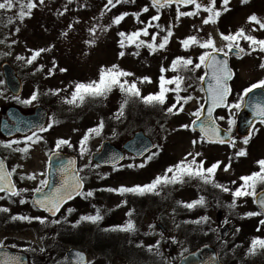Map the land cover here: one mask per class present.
Listing matches in <instances>:
<instances>
[{"label":"rangeland","instance_id":"rangeland-1","mask_svg":"<svg viewBox=\"0 0 264 264\" xmlns=\"http://www.w3.org/2000/svg\"><path fill=\"white\" fill-rule=\"evenodd\" d=\"M26 2V0H25ZM36 7L31 10V15L25 16L21 21L17 18L19 5L16 4L8 15L13 17L9 28L0 20V64L8 62L20 77L23 83V91L19 96L28 99L34 91L39 92L38 99L29 105L18 103L4 86L0 71V117L8 106H14L23 114H29L34 107H43L48 116L45 127L55 121L53 126L37 134L42 137L38 143L27 141L26 137L13 140L5 139L0 135V152L13 154V161L17 164L19 189H28L19 197H11L0 200V208H8L7 213L0 212V242L14 250H21L29 258V264H72L64 255L67 248L73 246L87 255V264H170L177 262L183 255L202 244H211L215 247L222 264H264V249L257 246L254 252H250L253 238H264V225L258 221L261 216L246 217L249 211H257L251 197L237 200V207L230 209L228 205L233 197L230 193L213 187L211 183L204 184L197 178L185 177L184 183L168 184L158 187L156 193L145 195L125 194L123 196L104 191L107 188H119L120 186L132 187L150 183L157 175H163L165 170L182 160L187 153L200 152L205 167L216 161H221L220 168L215 173V182L223 184L235 190L241 181L239 177L257 171L256 162L264 159V128L254 132L248 145L242 143L243 138L236 133L235 126L232 134L236 139L235 149L229 146L207 145L198 142L193 146L192 141H199V137L181 125L190 123L196 111L202 105L203 96L199 87V77L202 74V66L195 72L180 70L179 72L166 71V78L174 75L184 76L185 83L182 87L187 90L181 95L194 97L184 105V111L178 115L166 113V108L174 103L175 94L169 92L167 104L148 105L140 98L122 93L118 87L113 88L105 97L86 96L81 103L77 100L74 104L66 103L71 99L74 86L77 82L87 83L99 79L100 69L119 65L120 69L134 75L122 78L129 82L135 81L141 95L156 93L159 91V77L161 67L170 68L171 62L176 57H191L194 63H198V57L204 49L192 45L185 50L180 41L189 35H197L207 39L210 33L221 46L218 32L228 34L235 33L243 27L258 39H264V30L252 32V23L247 18L255 13L264 19V0H253L247 4H241L240 0H231L230 11L219 18L216 25H203L202 18L207 13L201 12L199 16L181 17L175 20V7L164 8L160 11V20L151 21V17L157 15V11L141 0H129L127 3L118 4L121 13H129L119 24L113 25L111 21L116 16L115 10H104L106 0H44L43 4L35 0ZM147 6L149 10L142 12ZM110 7V6H109ZM220 7V0H217ZM194 8L181 9L192 11ZM27 11V9H25ZM103 11V15L101 12ZM4 12V10H3ZM140 13L139 21L131 15ZM62 13V15H61ZM159 24L165 31L159 28H149V33H159L157 43L166 35L170 25H173L174 35L164 50L151 53L147 47L137 49L135 45L121 48V37L118 32L131 33L147 26L148 22ZM224 22V25L223 23ZM4 24V25H3ZM71 25V27H69ZM195 26V27H193ZM258 27V26H256ZM19 28L17 32L16 29ZM202 31L197 32L196 29ZM95 29V33L89 31ZM62 33H67L63 35ZM140 39L151 40V36H141ZM93 41V43H85ZM14 42V43H13ZM241 46L247 49V42L241 40ZM33 64L26 63L31 55L29 49L49 48ZM123 51L125 55L119 56ZM138 52V55L134 53ZM18 56L25 59H17ZM53 60L56 62L53 68ZM264 60V53L252 52L251 55H242V58H232L231 66L236 74L231 85L233 93L230 103L237 99L238 94L252 83L264 79V69L259 67ZM43 70L38 71L40 66ZM52 68V75L48 69ZM66 69L61 72L59 69ZM149 77L151 83H140L138 78ZM191 87H188V85ZM174 87V86H169ZM59 89L58 94L51 90ZM127 100L123 109V115H119L121 104ZM179 107V106H178ZM215 116H225V120H218L227 128L228 111H219ZM103 121L104 127L99 136L92 134L87 142L86 154L80 155V140L90 128H95ZM142 130L154 143L151 153L141 159L125 156L123 162L116 164L113 170L110 167H96L91 161L90 154L94 152L101 141L109 140L117 148L130 138L133 132ZM35 139V138H34ZM58 139H67L72 147L64 145V150L70 151L78 157L79 167L83 168L81 176L84 177V191L91 190L94 195L87 199H80L85 207L77 209L71 214L64 207L54 219L47 218L41 224L38 220L13 221L11 216L23 215L29 217H45L32 208L28 202L32 190L40 186L43 176L44 151L51 149ZM11 141L12 148L3 145ZM30 146L27 153L13 151L14 148ZM246 148L245 157L236 158L235 151ZM158 153L151 161H147L145 167H137L145 163L147 156ZM232 157L231 167L224 171V165L229 163ZM191 159V157H189ZM13 163V162H12ZM14 164V163H13ZM88 164L89 167L84 168ZM134 165L129 168L128 165ZM36 174L35 180L26 177ZM171 175V174H169ZM24 176L25 179H21ZM18 178V176H17ZM232 181H236L235 184ZM260 188L258 187V190ZM203 196L205 204L193 209L183 207L182 203H188ZM23 198L27 201L20 204ZM126 201V203H124ZM78 202L77 200L75 203ZM77 204V203H76ZM119 205V207H118ZM95 206V207H93ZM76 207V205H75ZM100 209L103 219L93 223L91 221L76 222L83 215H95V209ZM74 213V216H73ZM131 213V215H127ZM207 216V222L195 221ZM59 220V223H52ZM131 220L135 231L125 232L111 230L116 226H123ZM227 221V222H225ZM226 223L229 226V234L226 239H219L220 227ZM76 225V226H73ZM151 226V227H150ZM259 228V231L257 229ZM175 242H174V240ZM149 251L150 245H156ZM198 241V242H197ZM43 249V251H41Z\"/></svg>","mask_w":264,"mask_h":264},{"label":"snow or ice","instance_id":"snow-or-ice-1","mask_svg":"<svg viewBox=\"0 0 264 264\" xmlns=\"http://www.w3.org/2000/svg\"><path fill=\"white\" fill-rule=\"evenodd\" d=\"M71 2V0H69ZM129 0H107V3L104 5V10L111 11V8H114L117 4L127 3ZM134 2V0H133ZM231 0H220V7H217V0H151V6L154 7L157 11V15L151 17V21L160 20V11L163 8H170L172 5H175V20L179 21L181 17H194L199 16L201 12L207 13L205 17L202 18L203 25H216L218 24L219 18L224 13L230 11L228 7ZM241 4H247L250 0H240ZM40 4L44 3V0H39ZM19 5V11L17 12V18L21 21L25 18V16L31 15V10L35 8L37 5L35 0H3L0 2V10L11 11L14 6ZM189 5L194 6L192 11H181L182 7H187ZM111 6V7H109ZM27 9V11H25ZM149 8L145 6L142 9V12H147ZM62 15V13H61ZM103 15V11L101 12ZM129 13H121L118 16L113 17L111 24L119 25ZM138 22L140 13H132ZM151 21L148 22L147 26L131 33H125L123 31L118 32V36L121 37L119 41L120 47H125V42L127 41L128 45H135L137 49L144 46L149 49L151 53H155L157 50H164L166 46L170 42V38L174 35L172 31L173 25H170L166 31V35H164L160 42L157 43V36L159 33H149V28L156 27L159 28L160 31H165V29L161 28L159 24L153 25ZM13 22V17H8V23ZM247 22L252 23L254 27L251 29L252 32L262 31L264 30V19L258 17L255 13L251 14L247 18ZM258 26V27H256ZM71 27V25H69ZM195 27V26H193ZM197 32L202 31L201 28L196 29ZM19 31V28L16 29ZM93 34L95 33V29H89ZM63 35H67V33H62ZM218 35L224 43L221 46H217L215 39L209 33L207 39L199 38L197 35H189L185 39L180 41L181 46L188 50L192 45H196L201 49H204L202 54L199 55L198 63H194L191 57H176L172 60L170 68L166 69L161 67V75L159 77V91L156 93H150L147 96H142L140 89L137 87V83L135 81L129 82L126 78L134 75L133 73L127 72L123 69L119 68V65H112L110 68H101L99 73L98 80H92L87 83L77 82L74 86V91L72 92L71 99H66V103L74 104L79 100L81 103L84 101L86 96L95 97H105L109 92L113 90V88L118 87L122 93H127L129 96L140 98L145 104L148 105H160L164 106L167 104L168 93H174L175 99L174 103L166 108V113L170 115H178L179 113L184 111V105L189 101L193 100L194 97L190 95H181V92H185L187 89L182 87L185 83V77L182 75H174L171 78H166L163 73L166 71L179 72L180 70L184 71H192L195 72L197 69H200L203 65L206 68L211 69L212 77L211 82L208 86V95L210 98V106L207 108V112L205 115L204 107L201 105L196 111L192 112L191 115L194 116V119L191 122V125L184 124L181 125V128L188 129L192 128L193 131L196 130L197 123L199 122V131L200 138L199 141L193 140L192 144L195 146L198 142H207L224 145L227 144L230 148L235 149L236 147V139L231 135L233 127L236 125L235 116L240 112V110L244 107H251L252 112L258 118V122L260 125H264V103L246 101L245 97H248L250 93H252L256 89L264 90V79L259 80L256 83L251 84L249 87L245 88L242 93L238 94L237 99L234 102H229L228 98L231 95L232 89L228 84V81L232 78L233 72L229 68L227 57L230 53L235 52L238 58H242L241 54L251 55L252 52L259 51L264 53V39H258L253 36L250 32H246L243 27L237 29L235 33L229 32L228 34H224L222 32H218ZM141 36L148 37L151 36L150 41H146L144 39H140ZM241 40L247 42V49L241 46ZM3 43V41H0ZM14 43V42H13ZM85 43H93V41H85ZM31 55L26 59V63L31 65L34 61L37 60L38 57L41 56L42 53L51 51V47L49 48H40V49H29ZM222 53L225 59H218V54ZM136 52L134 55H138ZM125 53L121 51L119 53L120 57H123ZM17 59H25V57L18 56ZM56 62L53 60V68H55ZM259 67L264 69V60L260 63ZM38 71L43 70V66L37 69ZM61 72L66 71V69H59ZM48 74L52 75L53 69H48ZM207 75V73H205ZM140 83L148 82L151 83V79L149 77L138 78ZM199 80L203 81L204 76H200ZM174 87H169V86ZM188 87H191L189 84ZM53 94H58L59 89L51 90ZM39 92L34 91L28 99H21L19 96H13L18 103L29 105L38 99ZM127 100L121 104L119 115H123V109ZM179 106V107H178ZM216 108H225L228 111L227 116V129L225 130L226 137L221 136V129L217 124L218 120H225V116H213V112ZM204 117V119H201ZM55 121L50 122L47 127L40 125L38 127L39 132H45L49 130ZM104 124L103 121L100 122L95 128H90L85 133V135L81 138L80 144V155L83 157L87 151V142L89 141L92 134L99 136L103 130ZM259 128H253L246 136H244L242 143L246 146L248 145L252 135L254 132H258ZM35 138V139H34ZM27 141H31L32 143H38L42 140V137L37 134V131H33L32 135L26 138ZM18 143L17 141H11L3 146L6 148H12V144ZM67 145L68 147H72L71 143L67 139H58L55 144V149L58 151L62 146ZM30 150L29 145H25L23 148H14L13 151H19L23 153H27ZM158 153H152L147 156V160L145 163L137 165V167H145L147 161H151ZM247 155L246 148H240L235 151L234 156L236 158L245 157ZM202 153L189 152L187 155L180 160L175 165L168 167L163 175H157L150 183L144 185H135L132 187L120 186L119 188H107L102 189L108 192H114L121 196L125 194H134V195H145L146 193H156L159 194L156 190L158 187L166 186L168 184H177L184 183L185 177L188 178H197L202 181L204 184L211 183L213 187L220 189L223 192L230 193L233 197L232 202L228 205L230 209H235L237 207V200L240 198L251 197L253 203L257 205L259 211H249L244 215L246 217H256V216H264V159H260L256 162L258 166V171L252 172L248 175H242L239 177L241 183L235 190L228 188L227 186L215 182V173L220 168L222 162L216 161L212 163L210 166L205 167V161L203 159L198 160V157H201ZM191 157V159H189ZM120 159L119 157H113V160L116 161ZM232 157H229V163L224 165L223 170L228 171L231 167ZM69 165L73 166V174L71 178L67 175V168H62L61 174L63 176L62 183L54 188L51 193L43 195L39 198H35L32 200V204L34 207H38L42 209L44 212L49 213L51 216L55 217L57 213L61 211L63 206L67 203V201L74 199L76 196H80L82 198H89L94 195L93 191H83L84 187V177L80 176L78 172L83 171L81 168L78 171L74 168L75 160H70ZM134 165L129 164L128 167L131 168ZM89 167L88 164L84 165V168ZM99 167V165H96ZM113 170H117L115 168V164L113 166ZM16 172V168H12L8 170L4 160H0V193H7L10 197H19L23 192L28 191V189H17L16 184L12 180L13 174ZM171 174V175H169ZM41 176L44 174L41 173ZM29 180H35L36 174H32L26 177ZM21 179H25L24 176H21ZM48 180L41 179L40 186L34 188L32 191L36 194H40L43 192V188L47 187ZM233 184L236 181H232ZM258 187L260 190H258ZM4 196H0V200L4 199ZM20 204H25L27 201L23 198L19 200ZM126 203V201L124 202ZM182 203L183 207L187 209H193L196 206H203L205 204V198L203 196L199 197L196 200H193L188 203ZM95 207V206H93ZM119 207V205H118ZM10 210L8 208H0V212L7 213ZM75 211L73 208H68L67 212L71 214ZM127 215H131V213H127ZM13 221H29L31 222L33 219L38 220L41 224L45 223L47 217H29L23 215H13L11 216ZM103 219L100 214V209H95V215H83L76 222L78 225L81 221H91L93 223ZM208 217H201L200 220L195 221L196 223H200V221L207 222ZM52 223H59V220H52ZM227 222V221H225ZM261 225H264V219L259 221ZM76 226V225H73ZM151 227V226H150ZM111 230H119L125 232H133L135 231V226L131 220H129L123 226H116ZM259 231V228L257 229ZM174 240V238H173ZM175 242V240H174ZM259 246L264 249V238H253L251 241L250 252H254V250ZM0 247H3V243L0 242ZM153 247H159V241L156 245H150L149 251ZM43 251V249H41ZM6 255V254H5ZM77 259L73 261V264H85V258L82 253H75ZM0 264H20L18 257H10L5 259L4 261H0Z\"/></svg>","mask_w":264,"mask_h":264},{"label":"water","instance_id":"water-1","mask_svg":"<svg viewBox=\"0 0 264 264\" xmlns=\"http://www.w3.org/2000/svg\"><path fill=\"white\" fill-rule=\"evenodd\" d=\"M233 53L235 54V52ZM218 59L223 60L225 59V57L223 56V54L220 53L218 54ZM0 69L2 72V76L6 88L12 95L18 96L22 91V84L20 79L16 75L14 68L11 67L9 63L3 62L0 65ZM204 70L205 73H207V75H204V80L201 82V87L204 95L203 107L206 115L207 108L210 106L211 103L208 95V86L209 83L211 82L212 71L211 69L206 67H204ZM245 100L264 103V90L261 89L254 90L252 93L249 94L248 97H245ZM7 116L12 121H14V125H9L7 120L1 119L0 132L5 137H11L16 132L24 134L30 131L31 129L39 127L40 125H44L46 120V112L40 106H37L34 109L33 114L26 116L20 114L16 108L9 107L7 109ZM201 119H204V117H201ZM256 122H258V118L252 112L251 107L249 106L242 108L240 112L236 115L237 133L243 137L246 136L251 131L253 125ZM220 129H221L220 135L227 138L225 134V130L222 127H220ZM195 131H198L200 133L199 122L197 123ZM152 149H153V143L149 139V137H147L142 130H137L133 132L130 138H128L122 143L120 148L114 147L109 140L102 141L99 146V149L96 152H94L91 156H92V161L98 164L99 166H112L116 163L121 162L124 158L125 153L133 155L134 157L139 159ZM113 157H119L120 159L114 161ZM70 160H75V157L72 155L60 154V153H53L50 155L49 164H48L49 183L47 187L43 189L42 193L40 194L33 193L32 200L51 193L54 188L58 187L62 183L63 176L60 171L62 168L68 169L67 175L69 178H71L73 174V166L69 165L68 162ZM74 168L76 169V163L74 165ZM47 214L51 216L49 213ZM228 233H229V226L227 224H224L220 229V233H219L220 239H225L228 236ZM77 252L83 254L86 263V254L76 248L67 249L65 252V256L71 263H73V261L77 259V257L75 256V253ZM10 257H18L20 264H28L26 254L11 250L8 247H0V261H4L5 259ZM171 264H221V263L218 260L217 253L214 250V248L210 245H203L197 248L196 250L184 255L179 260L178 263H171Z\"/></svg>","mask_w":264,"mask_h":264},{"label":"flooded vegetation","instance_id":"flooded-vegetation-1","mask_svg":"<svg viewBox=\"0 0 264 264\" xmlns=\"http://www.w3.org/2000/svg\"><path fill=\"white\" fill-rule=\"evenodd\" d=\"M251 1H253V0H250V2ZM243 54H241V56H242ZM233 57H235L234 55H230L229 56V64H230V67L232 68V70L233 71H235V69L231 66V64H232V58ZM235 58H238V57H235ZM47 116H48V114H47ZM1 118H5V114H3L1 117H0V119ZM9 123H12V121L11 120H9V119H7V118H5ZM47 120V119H46ZM256 125H258V126H262V127H264V125H260L259 123H257ZM34 131H38V129L37 130H34ZM33 132V131H32ZM32 132H29L28 134H26V135H23V136H21V135H14L13 137H11V138H9L8 140H13V139H16V138H22V137H26V136H30V135H32ZM55 144L56 143H53L52 144V146H51V149H48V150H45L44 151V157H45V160H44V167H43V179H47V177H48V165H47V163H48V160H49V157H50V155L52 154V153H54V152H56V153H61V154H68V155H74L75 157H76V159H77V161H76V163H77V170H79L80 169V167H79V161H78V157L75 155V154H73V153H70V151H65L64 150V147L62 146L58 151L55 149ZM15 155H13V154H5V153H1L0 152V159L1 160H4V162H5V164H6V167L8 168V170H11L12 168H16V172L13 174V176H12V180H13V182L16 184V187H17V189H19V183H18V179H19V177H20V175H17L18 174V171H17V164H15V161H13V157H14ZM14 164H13V163ZM79 173V175L81 176V172H78ZM17 176H18V178H17ZM83 177V176H82ZM84 186H85V182H84ZM84 188L85 187H83V191H84ZM33 192V191H32ZM31 192V193H32ZM4 196L6 195V194H3ZM8 197V195H6V198ZM80 199H84V198H82V197H80V196H77L76 198H74L73 200H71V201H68L65 205H64V207H68V206H70V205H76V207H75V205H74V210H77V209H79V210H81L83 207H85V204H83V203H81V202H84V201H81ZM78 201V202H76L75 203V201ZM28 202L30 203V205L32 206V208L33 209H35V211H39L40 209L39 208H37V207H34L33 206V204H32V202H31V197L28 199ZM63 207V208H64ZM38 213H41V214H43V215H45L46 216V214L45 213H43V212H38Z\"/></svg>","mask_w":264,"mask_h":264},{"label":"trees","instance_id":"trees-1","mask_svg":"<svg viewBox=\"0 0 264 264\" xmlns=\"http://www.w3.org/2000/svg\"><path fill=\"white\" fill-rule=\"evenodd\" d=\"M141 1L144 2V3H148L146 0H141ZM0 2H3V0H0ZM106 3H107V0H106ZM117 6H118V4L114 8H111V10L117 11L116 12V16H118L119 15V12H120L119 11L120 9H118ZM8 17H9L8 11H5L4 10V12H3V10H0V20H1V22H3L6 25L5 28H9L10 27V24H12V23H8ZM222 23L224 25V22H222ZM143 96H147V93L144 94Z\"/></svg>","mask_w":264,"mask_h":264}]
</instances>
